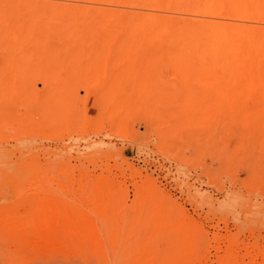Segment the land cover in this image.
<instances>
[{"label":"rangeland","instance_id":"rangeland-1","mask_svg":"<svg viewBox=\"0 0 264 264\" xmlns=\"http://www.w3.org/2000/svg\"><path fill=\"white\" fill-rule=\"evenodd\" d=\"M0 264H264V0H0Z\"/></svg>","mask_w":264,"mask_h":264},{"label":"bare ground","instance_id":"bare-ground-1","mask_svg":"<svg viewBox=\"0 0 264 264\" xmlns=\"http://www.w3.org/2000/svg\"><path fill=\"white\" fill-rule=\"evenodd\" d=\"M242 1H243V0H242ZM242 3H244V2H242ZM240 4H241V3H240ZM237 7H238V6H237ZM236 9H237V8H236ZM197 25H199V24H197ZM201 26H202V25H201ZM201 26H200V27H201ZM216 26H217V25H216ZM216 26H215V27H216ZM207 27H208V26H207ZM216 28H217V27H216ZM203 29H205V28H203ZM208 29H209V28H208ZM198 30H199V28H198ZM200 30H201V29H200ZM205 30H206V29H205ZM220 30H221V29H220ZM211 31L213 32L214 36H217L218 34H220L219 29H217V30H215V29L212 30V29H211ZM218 31H219V32H218ZM221 31H222V30H221ZM226 31H227V30H226ZM226 31H225V32H226ZM180 32H181V31H180ZM198 32H199V31H198ZM222 32H223V31H222ZM188 33H189V32H188ZM203 33H204V32H203ZM229 33H230V32H229ZM190 34H191V35L194 34V35L196 36L197 33H193V32H191ZM190 34H188L189 36L186 35V37H187V36L190 37ZM221 34L223 35V33H221ZM221 34H220V35H221ZM226 34H228V33H226ZM220 35H219V37H220ZM222 35H221L220 38H222ZM230 35H231V34H228L229 37H230ZM214 36H213V37H214ZM226 36H227V35H226ZM248 36H249V35H248ZM254 37H255V36H254ZM225 38H226V37H225ZM194 39H195V38H194ZM197 39H198V38H197ZM199 39H200V38H199ZM227 39H229V38H226L225 40H227ZM231 39H233V38L231 37ZM234 39H235V38H234ZM250 39H251V37H250ZM189 40H193V39H192V36L190 37V39H187V41H189ZM218 40H220V39H218ZM222 40H223V38H222ZM253 40H254V38H253ZM253 40H252V41H253ZM209 41H210V40H209ZM196 42H197V41H196ZM211 42H212V41H211ZM214 42L216 43V41H214ZM219 42H220V41H219ZM224 42H225V41H224ZM253 42H254V41H253ZM255 42H256V41H255ZM261 42H262V40H261ZM226 43H228V42H226ZM256 43H258V42H256ZM216 44H217V43H216ZM230 44H231V43H230ZM189 45L192 46V43L189 44V42H188V46H189ZM220 45L222 46V44H219V47H220ZM213 47H214V46H213ZM217 48H218V47H217ZM220 48H221V47H220ZM235 48H236V47H235ZM214 49H216V48H214ZM203 50H205V49H203ZM219 50H220V49H219ZM246 59H247V58H246ZM45 219H46V218H45ZM45 219H44V220H45ZM40 220H41V219H40ZM48 221H49V219H48ZM50 222H51V221H50ZM44 224H45V223H44ZM37 226H39V225H37ZM50 226H51V225H50ZM45 227H46V224H45ZM51 227H52V226H51ZM36 228H37V227H36ZM40 228H41V227H40ZM47 228H48V227H47ZM44 229H45V228H44ZM42 231H43V230H42ZM37 232H38V231H37ZM47 234H48V233H47ZM40 236H41V235H40ZM69 236H70V235H69ZM62 237H63V236H62ZM42 238H43V240H44L43 242H46L47 244H51V243H52V239H51L50 235H49L48 237H42ZM76 238H77V237H76ZM40 240H42V239L40 238ZM72 240H73V238H72ZM81 240H84V238L82 237ZM87 240H88V239H87ZM66 241H67V239H65V241L63 240V241H62V245L67 244ZM75 241H76V240H75ZM60 242H61V241H60ZM77 242H78V241H77ZM81 242H83V241H80V243H81ZM85 242H87V241H85ZM63 243H64V244H63ZM81 244H82V243H81ZM50 263H52V261H51Z\"/></svg>","mask_w":264,"mask_h":264}]
</instances>
